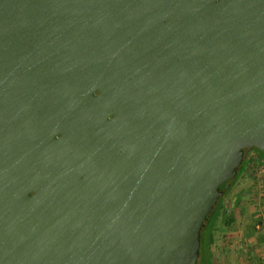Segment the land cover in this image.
Instances as JSON below:
<instances>
[{"label":"water","instance_id":"water-1","mask_svg":"<svg viewBox=\"0 0 264 264\" xmlns=\"http://www.w3.org/2000/svg\"><path fill=\"white\" fill-rule=\"evenodd\" d=\"M264 153V0H0V264H199Z\"/></svg>","mask_w":264,"mask_h":264},{"label":"crops","instance_id":"crops-1","mask_svg":"<svg viewBox=\"0 0 264 264\" xmlns=\"http://www.w3.org/2000/svg\"><path fill=\"white\" fill-rule=\"evenodd\" d=\"M261 189V186L259 187ZM242 194L241 206L230 212L223 237L213 245L215 264H264V198ZM258 194V195H259ZM236 202V201H235ZM262 224V230L257 229Z\"/></svg>","mask_w":264,"mask_h":264},{"label":"rangeland","instance_id":"rangeland-1","mask_svg":"<svg viewBox=\"0 0 264 264\" xmlns=\"http://www.w3.org/2000/svg\"><path fill=\"white\" fill-rule=\"evenodd\" d=\"M244 163L246 165L242 166L240 177L221 201L222 210L218 221L214 222L216 240L223 237L224 226L227 227L226 221L231 219L232 216L230 212L236 206H241V201H237L240 195L241 197L243 194L248 197L259 198L261 197L259 193L262 191V198H264V158L253 151L249 153ZM260 186L261 189L259 188ZM236 198L237 200H235Z\"/></svg>","mask_w":264,"mask_h":264},{"label":"trees","instance_id":"trees-1","mask_svg":"<svg viewBox=\"0 0 264 264\" xmlns=\"http://www.w3.org/2000/svg\"><path fill=\"white\" fill-rule=\"evenodd\" d=\"M255 152H257L260 156H262L264 158L263 152L257 151V150ZM243 165H246V164L244 163ZM241 172H242V169L239 172L238 178L240 177ZM238 178H237V180H238ZM221 210H222V204L220 202L218 207L214 211L211 219L209 220V223H208V225L205 229V232L202 236L199 264H215L214 255L212 252L213 245L216 242L215 232H214V229H215L214 222L218 221ZM229 221L230 220L226 221V225L229 224Z\"/></svg>","mask_w":264,"mask_h":264},{"label":"built area","instance_id":"built-area-1","mask_svg":"<svg viewBox=\"0 0 264 264\" xmlns=\"http://www.w3.org/2000/svg\"><path fill=\"white\" fill-rule=\"evenodd\" d=\"M257 229H258V230H262V224L259 223V224L257 225Z\"/></svg>","mask_w":264,"mask_h":264}]
</instances>
